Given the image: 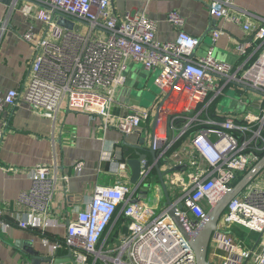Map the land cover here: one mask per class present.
I'll return each mask as SVG.
<instances>
[{
    "label": "built area",
    "instance_id": "built-area-1",
    "mask_svg": "<svg viewBox=\"0 0 264 264\" xmlns=\"http://www.w3.org/2000/svg\"><path fill=\"white\" fill-rule=\"evenodd\" d=\"M203 1L212 17L254 32L262 48L256 58L236 67L219 59L214 50L221 30L213 32L206 53L195 55L199 40L185 30V18L178 11L168 14L177 34L163 41L157 38L156 20L131 11L119 16L111 0L10 1L9 13L20 9L27 18L42 22L44 33L37 40L32 29L22 33L35 47L29 82L23 90H0V113L22 100L35 112L56 119L66 103L74 110L100 113L104 129L114 126L128 136L139 130L150 110L135 107L116 117L111 109L126 82L128 66L142 63L147 70H158L155 109L161 107L158 124L167 122V129H156L150 143L159 157L142 160L138 183L97 184L88 206L67 225L65 237L44 239L51 257H60L59 250H64L72 254L74 264H197L195 250L169 208L158 212V203L151 202L149 178L155 164H166L162 170L168 171L169 193L175 196V205L182 204L179 213L188 232H196L219 198L264 156V24L256 26L246 13L234 12L235 0ZM63 18L74 27L61 25ZM78 22L88 30L82 32ZM230 85L241 93L237 104L246 107L239 114L217 105ZM3 136L0 129V143ZM112 160L121 169L126 165L122 150ZM57 167L56 163L31 168V186L18 197L23 209L5 207L0 215L11 214L23 229L45 232L57 226L59 221L51 218ZM82 168L83 162L75 166L78 172ZM259 176L222 213L212 234L209 264H264V177ZM143 191L148 192L146 197ZM121 216L126 222L117 231ZM243 229L259 237L248 242L238 232Z\"/></svg>",
    "mask_w": 264,
    "mask_h": 264
},
{
    "label": "crops",
    "instance_id": "crops-1",
    "mask_svg": "<svg viewBox=\"0 0 264 264\" xmlns=\"http://www.w3.org/2000/svg\"><path fill=\"white\" fill-rule=\"evenodd\" d=\"M111 2L119 16L131 11L146 13L156 20L157 38L163 41L176 36L177 31L168 21V14L178 11L185 18V30L201 39L195 55L206 53L216 30H221L222 34L216 41L214 54L235 67L247 59L256 58L262 49L260 42L254 38V32H248L234 22L212 17L203 0ZM8 7L6 0H0V18L3 19L0 24V90H23L29 82L35 47L22 37V33L32 29L37 40L43 36L44 25L36 19L27 18L18 8L9 13ZM233 11L246 13L256 26L264 24V0H235ZM77 26L82 32L88 30L85 23L78 22ZM239 46H243L242 51ZM157 74L158 70H147L142 63H131L127 68L126 82L115 95L112 114L124 116L135 107L151 112L139 130L128 136L114 126L104 129L100 113L74 110L66 103L61 106L56 119L35 112L22 100L0 113V129H4L0 143V210L5 207L11 211L23 209L18 197L22 191L30 188V169L34 166L57 163L59 178L51 207V218L59 221L57 226H49L45 232L40 228L23 229L11 214L0 215V259L4 264L24 261L33 264L30 249L39 253L37 264H54L46 260L51 252L44 239L47 237L53 241L65 237L67 225L88 206L97 184L126 182L133 185L132 170L127 162L130 158L139 157L138 152L154 159L149 148L156 111ZM230 88L235 90L236 86L230 85ZM255 97H258L257 94ZM232 108L235 110L226 112L239 114L246 109L242 104ZM165 123L158 124L157 131L167 129ZM137 145L141 148L137 149ZM118 150H122L123 161L126 162L122 169L112 160ZM159 154L157 151L158 157ZM78 162H83L80 172L75 169ZM160 163L161 167L167 168L163 161ZM63 176H67V179L63 180ZM154 178L157 199L152 203L160 206L162 199L163 204L165 202V193L158 175L154 174ZM149 190L154 195L151 182ZM2 221L9 225L5 226ZM125 222V219L122 220L121 227ZM67 252L60 256H65Z\"/></svg>",
    "mask_w": 264,
    "mask_h": 264
},
{
    "label": "water",
    "instance_id": "water-1",
    "mask_svg": "<svg viewBox=\"0 0 264 264\" xmlns=\"http://www.w3.org/2000/svg\"><path fill=\"white\" fill-rule=\"evenodd\" d=\"M6 1L10 3L11 0ZM59 23L69 28L74 27V22L65 18L60 19ZM198 40L200 44L201 39ZM160 111L161 107L158 106L154 115L153 136L158 126ZM135 147H137V149L141 148V146L139 145ZM149 151L154 159L158 158L157 152L152 147L149 148ZM138 156L139 157L137 158H130L127 162L132 170L131 183L134 185L138 183V180L141 175L142 160L144 158H147L146 154H141L140 152H138ZM155 170L157 172L160 183L162 184L165 193L164 207L169 208V213L172 216L173 220L176 222V224L182 231L187 242L190 243L191 246L194 248L197 258V264H209L208 252L212 234L217 229L222 213L229 206L230 201L235 198L243 189H245L253 180H255L264 171V156L244 175V177L236 185H234L230 190H228L219 198L216 204L212 206V208L209 210L208 217L203 223V225L196 232H188L185 226V221L179 213V208H182V204L178 206L175 205L173 199L170 197V193L165 179L168 171L162 170V167L158 162L155 164ZM147 193V191H143L142 197H146ZM29 254L33 257L32 263L37 264V257H39V253L34 249H30ZM46 260L54 264H74L72 261V254L70 252L65 256H60L57 258H53L50 256Z\"/></svg>",
    "mask_w": 264,
    "mask_h": 264
},
{
    "label": "rangeland",
    "instance_id": "rangeland-1",
    "mask_svg": "<svg viewBox=\"0 0 264 264\" xmlns=\"http://www.w3.org/2000/svg\"><path fill=\"white\" fill-rule=\"evenodd\" d=\"M156 93H159V88L157 86L156 88ZM241 93L240 92H236V90L234 89H228L226 96H223L222 98H220L217 102V105L219 108H221V110L223 111H234L235 109H233V106L237 105V101L240 98ZM236 99V100H235ZM259 177H264V171L260 174ZM167 180V178H166ZM149 181L152 184V189L154 188L153 192L154 195H151V202H154L157 198H156V187H155V178H154V174H152L149 178ZM154 186V187H153ZM170 197L173 199L175 198V196L173 194H170ZM162 207H164L163 204V199L161 200L160 206L157 209L158 212H160L162 209ZM243 232L241 233V235L249 242L251 239H257L259 237V234H256L254 232H251L247 229H243Z\"/></svg>",
    "mask_w": 264,
    "mask_h": 264
},
{
    "label": "trees",
    "instance_id": "trees-1",
    "mask_svg": "<svg viewBox=\"0 0 264 264\" xmlns=\"http://www.w3.org/2000/svg\"><path fill=\"white\" fill-rule=\"evenodd\" d=\"M179 143H180V141H179V142H176L175 144H173V146L171 147V149H172V150L175 149ZM171 149H169V151H168L167 153H170ZM153 174H157L156 170L153 171ZM245 174H246V173H245ZM245 174H244V175H245ZM244 175H243V176H240L239 179L234 183V185H236V184H237V183H238V182L244 177ZM122 220H124V217L121 216V217L119 218L117 224H116V226H117V227H116V230H117V231H118L119 228L121 227V222H122ZM238 232H240L239 234L242 233V231H238ZM64 252H65L64 250H59V255H62Z\"/></svg>",
    "mask_w": 264,
    "mask_h": 264
}]
</instances>
